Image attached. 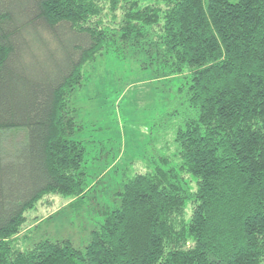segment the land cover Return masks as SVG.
<instances>
[{
  "label": "trees",
  "instance_id": "trees-1",
  "mask_svg": "<svg viewBox=\"0 0 264 264\" xmlns=\"http://www.w3.org/2000/svg\"><path fill=\"white\" fill-rule=\"evenodd\" d=\"M100 1L0 0V264H264V0H134L120 30L90 23ZM112 45L183 80L162 122L175 152L125 179L82 250H15L35 202L88 190L65 98ZM17 129L8 155L2 138Z\"/></svg>",
  "mask_w": 264,
  "mask_h": 264
},
{
  "label": "rangeland",
  "instance_id": "rangeland-1",
  "mask_svg": "<svg viewBox=\"0 0 264 264\" xmlns=\"http://www.w3.org/2000/svg\"><path fill=\"white\" fill-rule=\"evenodd\" d=\"M133 3L102 0L98 3L99 15L90 23L99 29L120 30ZM154 6L158 7L141 3V7ZM112 46L82 67L79 84L65 98L66 113L75 128L72 140L84 151L88 190L80 200L49 194L35 202L12 238L15 250L25 251L42 240H68L82 250L95 222L102 219L99 212L116 206V193L125 179L148 172L146 158L158 157L163 150L168 155L175 152L170 137L164 139L162 122L168 118L165 114L176 109L177 89L183 80H166L155 67L144 64L147 59L143 54L133 50L124 54L126 48ZM39 56L42 58L41 53ZM36 58L42 68L52 70L49 62ZM32 69L38 73L34 64ZM24 138L23 130L6 131L2 138L4 153L11 154Z\"/></svg>",
  "mask_w": 264,
  "mask_h": 264
}]
</instances>
